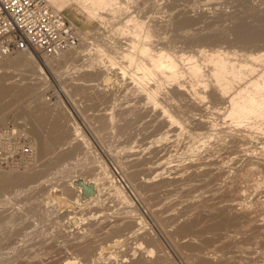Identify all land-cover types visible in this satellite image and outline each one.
Wrapping results in <instances>:
<instances>
[{
  "label": "rangeland",
  "instance_id": "374dc122",
  "mask_svg": "<svg viewBox=\"0 0 264 264\" xmlns=\"http://www.w3.org/2000/svg\"><path fill=\"white\" fill-rule=\"evenodd\" d=\"M125 1L123 2V4H122L123 7L121 8L123 10V11L121 10L123 13H121V11L118 12L117 14L119 16L118 15L112 16V15L106 14V17L104 19L100 18L99 16L91 17L90 15L87 14V12H85L77 4H73L72 7L64 8V10H62V12L67 17V19L75 26V28L77 29V31L79 33V36H80L79 48L84 49L86 46L83 44V38L84 37L88 39L87 41L89 42V46H88V48H86L88 50L85 49V51L82 52L83 54L82 53L78 54V55L76 54L78 57L75 56V54L72 55V53H71V56H73L74 58L76 57L75 59L70 57V59H68V60H66V59L61 60L60 59V61H59V59L53 58V60H51V61H54L55 63H52V64H55V65L57 64L59 66L58 62L60 63L59 68L56 65L57 69H55V70L48 67V66H46L47 68L44 66V71L40 72L39 67L36 64V62L35 61L32 62L30 60L24 66L23 65L20 67L17 66L18 68L14 67L10 64L9 61H11V58L13 59V58H16L19 56H30L31 53L28 51H24V52L20 51V52H17L15 54L6 56L5 58L4 57H2V59L0 58V70H3L2 71L3 73L5 71L4 74L6 76L3 73L2 74L6 78L11 77L14 80V81H12V80H10L11 79L10 78V79H8V81H12L13 83L17 82L18 84H20L19 82H21L20 85H18V84L15 85V83H14L15 86H13V87H17V86L23 87L25 85V83L26 84L28 83L32 87H35L34 88L35 90H37V91H35V94L27 95L23 99H21V97L17 98L15 95H6L4 97V99L2 98V100H0V104L3 107H5L4 110L6 112L4 115L6 118L5 122H4V124L2 123L0 125V129H2L3 127L8 125L9 123H12L15 126H18L20 128L25 129L27 135L30 138L31 143L36 142V144L39 145L41 140H43V139L47 140V142H49V150H50V152H47L46 154H41L35 148V150L33 149V151H35L32 155L33 158H31L32 157L31 156L27 159L22 160L15 167H8V168L2 169L6 172H13L11 170L12 168H15L16 170L19 169L18 171H22V172L23 171L24 172H26V171L27 172H33L37 176L36 179L38 177H41V179H39L38 181L33 182V183L32 182L23 183L21 186L19 185L20 187L16 186L17 188L15 187L14 190H10V189H12V187L9 188V191L6 189L0 190V202L2 203V204L0 203V205H1L0 206V215H1L0 217H1V221L3 222V224H0V262H1V260H3V262H1L0 264H14V263H12L13 260H16V261H14L15 264H19L20 262H21V264L22 263L25 264L26 260H27V262L31 261V260L32 261L33 260L39 261L40 257H41L40 261L45 262L46 260L48 261V259L50 258V255L54 256V257H58L57 254L60 255V254H62V252H65V251H62V250H65V248H66V247H64V249H63V244L64 243L66 244V242H67V239L65 238L64 235L66 234V236H67L69 234V236H67V237H69V238L71 236L73 237V235L76 233V230L78 229L77 227H79L80 230H83V232L82 231L80 232V231H78L79 230L78 229L77 233L79 232V234L87 233V235L89 234V236L90 235L92 236L94 233V234H96L97 238L99 239L98 240L99 242L102 239L106 240L108 238L107 240H109V244H113L116 240V238L114 237L116 234V231H114V229H116L119 225L118 223H120L119 221L118 222H115V221H117L120 216L122 218V214H123L122 212L123 211H128V212H126V214L124 212L125 215L123 217H125L127 214L128 215L130 214V215H134L136 217L140 216V218L142 219V224H143L142 229L143 230H140L141 232L142 231L144 232V233L143 232L141 233V236L144 234L142 237V240H144V239L146 240V238H147L146 242L149 244V241L151 240V239H149L150 234H151V237L154 234L153 237L156 241H158L157 243L159 244L160 241H162L159 245L162 247V245L165 244L166 246L165 245L164 246L168 249V251L166 249V251L168 252V255L169 256L171 255V258L173 257L172 260H170V258H169V261H172L171 264H174V263L175 264H185L180 253L176 252L174 249H172L170 247L169 240L165 239L166 238L165 234L163 233L162 229H160V227L158 226V224H157L158 213L155 214L154 216H152V214H153L152 212L155 210L156 207H158V210L159 209H160L159 211L164 210L165 214L171 213L172 211H174V212H172L171 214H178L180 212V210L182 211L186 207V205H187L186 201H189V202L195 201L196 197H198L197 201H200L199 199L203 198V197L204 198L210 197L213 199V197L216 196V199L217 198L218 199L215 200V198H214L213 200H211L212 202H209L210 198H207L209 204H212L213 206H215V204H217L219 202V205L218 204L216 205L218 207V206H221L220 204H222V202H224V204H222V206H224L227 204L226 201L228 203L230 202V196L225 193V190L222 191L224 194L222 192H220L222 189L221 186L223 187V189H226V191H227L229 189V187L231 188L232 185L234 187V185L237 184L236 186L240 187L241 197L244 196V199L241 198L243 201L239 200L235 203V207H234L233 211L228 209L227 211L224 210L223 213H220L221 215H223V214L228 215L230 212H232V215L231 214L228 215V217H230L232 223H230L231 221L228 217L226 218L227 215H223L225 218H223V216H221V217L217 216L221 220L225 219V221H226V219H227V223L231 224V225H228L227 223L225 224L227 227H229L231 229L230 230L228 228V230H230L232 233H234L233 232L234 230L232 229V227L233 226L237 227V225L238 226L240 225L237 223V221H235L236 217H237L238 221H240V220L242 221V219H244V218H245L244 220H246V217H244L243 212L248 211L247 208L249 209L248 212L253 211L252 213L250 212V215H251L250 217H252V215L254 214V212L256 210H258L256 212H259V213H255L253 215V218L257 219V220L259 219V223H261V225H262V223L264 224V202H263L264 193H261V192H260L261 194L259 193L260 190L261 191H262V189L264 190V182H262V181H264V166H263L264 165V163H263L264 162V124H263L264 120L263 119L256 120V122H255L254 118H253L254 119L253 120L249 117H246V118L243 117L244 119H246L245 121L243 118H241L242 122L238 121V120H240V118L234 119V117L231 116L229 114V111H227L225 108H221L222 110H220V107H222V105L221 106L218 105L219 107H216L214 105V107H213L212 104H214V103L210 102V100H211L210 97L205 98V104H206L205 109H204L205 111L204 110L203 111L195 110V109H193V110L190 109L188 111L187 110L188 108L184 107V106L180 107L181 108V111H180V110H178L179 109L178 107L174 106V107H176L174 109L171 106V103H167L166 101H163L165 103H162L159 106H166L168 111L175 116V118L177 119V121L181 125H183V132L181 131L179 136L177 137L179 139L178 142H177L176 137L171 138L172 133L169 132V137H170L169 141L172 139H175L177 142V143L175 141L170 142V143H172L171 144L172 146L170 145L171 149L174 148L173 151L177 148L174 151L175 153L173 152V154H172V151H171V154H172L171 155L172 156L171 162H173V163H171V165L172 164L174 165V163H175L174 160H176V163L178 162L176 165H182V164L184 165L185 162H188V164H189V163L193 162L194 160L196 161L197 159H198L197 161L199 163V160L203 161L202 156L203 155L205 156L207 154L208 158H207V156H205L204 160L206 158H207L206 160L211 159V157H212V159L214 158V160L217 163L216 164L217 168L215 166V168L217 170L215 169L214 173H217L218 171H219L218 173H220V171H221L222 176L220 174V175L214 176L213 179H212V177H209L212 180H208L209 178L207 177L205 180H203L201 182L200 181L196 182V180H193V182H192V180L191 181L187 180L185 182H182L181 184L176 183L177 186L174 183V184H171L172 187H171V190L169 192H164L163 190H161V192L158 191L160 195L158 194V192L156 195V192L153 193V190L151 189V187H149V186L147 187L145 185L147 191L150 190L148 192V199H147V197H146L147 192L144 189L145 186H143V183H142V181H143L142 179H144L146 177V173H145L146 171L143 169V166H141V165H144V166L146 165V164H144L145 163L144 161L147 160L146 158H148L150 153H148L147 150H145V152L143 150L142 151L143 155H144V153H145V155L146 154H149V155L143 156V155H141L142 153H140V155L134 156V155H130L129 151L133 150V149L134 150L139 149V148L142 150L145 146V143L152 141L153 138H155L158 134L156 133L157 135L154 136V135H150V133H149L150 132L149 130L153 129V126H150V125L155 123L154 115L152 116V114H149V116L146 117L147 122L149 123L148 125H147V122L145 123V120H144L145 117L142 119L141 116L138 115V113L139 114L140 113L145 114V111H146L145 109L149 108L148 106L151 103L148 102L149 99L147 98L146 95L141 94L139 91H137V90H135V88H133L134 86L138 85L137 81H136V84L134 81H132V82H134V84L131 83V84H133V85H131L129 83V85H128V82L126 80H127V78L130 79L131 76L134 77L133 72H134V68L136 69V66H135V64L129 65L130 62H127L126 59L123 58V55L120 54V52H122L123 50H124V52H126L125 46L128 47V43H129L128 38L132 37V35H130V33H128V31L122 32L120 30V28H123L124 25H126L128 18L136 17V18L144 20L146 22L145 28L149 27L147 29L151 30L152 36L150 38L151 42L150 41L149 42L152 44L154 43L158 46L164 47V49L166 51L175 50V51H178V54L180 52H182V53H180V55L184 53L185 56H188L190 53L193 54L195 52L194 50H196V48H198L199 45H202V46L204 45L203 47L205 49H208L211 51L214 49H224L225 51L229 52V56H231L232 58L235 57L234 59L237 58L238 60H250V57L248 55L250 52L256 53V51H257L260 53H262V52L264 53V47H262L264 43L259 42L258 44H256V49H255L254 45H240L239 43L235 42V40H234L235 34L233 32V30H234L233 26L235 25V20H234L235 18L234 17L236 16V17L242 19V21H244V23H246V24H249V25L255 24L254 18L251 15V13L256 12V10L257 11L264 10V0H250V1L248 0L250 2V3L248 2L249 4H244V2L246 3L245 0H242V1H240V0H219L220 2L219 1L215 2L217 0H213V1L211 0L212 2L210 0H155V1L154 0H129V2H125ZM214 2H215V4H213ZM160 4H162V5H160ZM126 6L129 8H127ZM239 6H241V7H239ZM244 6H245V8H244ZM124 7H126V8H124ZM249 7H251V8H249ZM236 8H239L240 13H238V9H236ZM241 8H242V11H240ZM243 9H244V12H243ZM186 10H187V12H186ZM184 11H185V14L187 13V15H186L187 18H194V19L196 18L195 20H197V21L200 20V22L198 21L197 25L200 28L202 27L201 29L203 31L206 28L205 29L206 33H208V32L211 33V34H209L210 40L201 42L198 38V35H195V36L192 35L191 36V33L190 34L188 33V31H190V30L193 31L192 29L195 28V26L197 27V25H195V26L193 25L194 27H191V26L186 27V28H184V30H183V28L182 29L181 28L175 29V28H177V26L174 24L175 20L177 18H184L185 17V15L183 13ZM248 11L250 12V15L252 17L249 15ZM221 12H222V14L220 15ZM231 12L232 13L235 12V14L232 15ZM181 13H183V14H181ZM178 15H181V16H178ZM230 15H232V18ZM173 18H174V22L172 21ZM169 19L171 20L172 23L170 22ZM158 22H160V23H158ZM161 22L164 24H162ZM129 26L134 28L132 22H130ZM124 28H126V30H127L128 27H124ZM187 28H190V29L187 31ZM232 28H233V30H231ZM216 30H218V31H216ZM220 30H221L222 35H223L222 40L215 42L216 40H214V37L215 38H216V36L218 37ZM223 30H224V33H223ZM204 32H202V33H204ZM212 32H213V34H212ZM221 32H220V35H221ZM214 33H215V35L216 34H218V35L215 36ZM213 35H214V37L212 38ZM192 38H195V39H192ZM212 40H213V42H211ZM122 47H123V49H122ZM89 49H91V51H89ZM96 49L97 50L99 49L100 52L102 50H104V52L103 51L101 52L100 58H99L100 54L96 53L97 52ZM94 55L95 56L99 55V56H97V58H96ZM134 56L136 57V59L139 58V53L136 50H135ZM246 56H248L249 58ZM92 57H94V58L92 59ZM71 58H72V60H71ZM98 58H99V60H98ZM100 59H101V61H100ZM8 62L10 65L7 64ZM206 62H207V64L209 63L208 61H205L204 64ZM30 63H32V64L30 65ZM80 64H83V66ZM27 65H29V66H27ZM209 66H210V63H209ZM126 70H127V76L128 77L124 76V78H123V75L125 74L123 71H126ZM36 71L37 72L39 71V73L37 74ZM102 72H103V76L100 77L99 75H101ZM36 76H38L37 78L40 80H37ZM83 76H85V77L83 78ZM187 76L185 75V76H183V78L184 79L188 78L187 80L189 81L191 79V77L189 75H187ZM15 79H17L18 81H15ZM26 80H28V82L24 83V81H26ZM29 80H30V82H29ZM31 82L34 83V85L36 83H38V84H37V86H34L33 84H31ZM86 82L88 83V85L86 84ZM62 83H64V84H62ZM68 83H70L71 85L69 84V86H68ZM60 84H62V85H60ZM62 86H63V90L61 88ZM66 86L68 89H71V90H68L66 88ZM37 87H39V88H37ZM141 108H143V109L145 108V109L143 110ZM225 110H226V112H223ZM221 111H222V113H220ZM71 112H72V115H71ZM180 112H182V113H180ZM190 112H192V113H190ZM131 113H133L132 115H133V117L135 116L137 121L135 118H131L132 117ZM187 114H189L190 116ZM127 115H131V117L129 118V116H127ZM40 116L42 117V119L40 118ZM109 117L110 118L113 117L114 120L117 118L114 121L113 125L110 122ZM125 117H127V120ZM190 117H193V118L190 119ZM51 118H54V123H56L55 125H53V121H52L53 119H51ZM184 118H186V119H184ZM132 119L133 120L135 119L134 123H133ZM199 119L205 120L206 126L200 125ZM100 120H101L102 124H100V122H99ZM118 120L121 123H119ZM125 120H126V122H125ZM141 120H143L144 123L141 122ZM122 121H124V122H122ZM127 121L128 122L130 121L131 126H130V123L127 124L128 123ZM139 121H140V124L138 123ZM109 122L111 125L109 124ZM74 123H75V125L77 124L78 126H80L79 127L80 132H81L80 133L81 136L79 135L80 138H79V136L78 137L76 136V138H72L73 137L72 133H74L73 130L75 127ZM118 123L123 128H124V126L126 127L129 125L130 127L129 126L128 127L132 130L128 131V129H126L124 132L123 128L121 129V127H120V131L117 132V130H119L117 128ZM122 123H124V125ZM240 123L242 125H240ZM243 124H244V126H243ZM255 124H257V125H255ZM115 125H117V126H115ZM145 125H147V127ZM95 126H97V127H95ZM105 126H107V127L113 126L114 128H112L111 133H110V131L106 130L107 128ZM102 127H104V128H102ZM239 127L240 128L242 127L241 129H242L243 133H241L242 131L240 130ZM243 128L246 129L245 131H247V133H246L247 135L244 133L245 131ZM235 129L237 130L238 133L236 132ZM249 129H250V132H249ZM121 130L123 132H121ZM141 130L144 132H142ZM231 130H232V132H231ZM251 130H252V133H251ZM106 131L108 133H110L109 135H111L112 133H114V134H112V136H108ZM126 131H127V133H126ZM129 132L134 133V136L131 135V133L128 136L127 134ZM233 132H235V133H233ZM120 133H126V134L121 135ZM158 133L166 136V133H167L166 128L160 129V131ZM239 133H241V134H239ZM136 134H137V136H136ZM146 135H148V136H146ZM242 135L243 136L245 135L244 139L242 138ZM141 136H142V138H141ZM160 136H162V135H160ZM160 136H157V137H160ZM69 137H71V138H69ZM128 137H130V138H128ZM138 137H140V138H138ZM146 137H149V138H146ZM216 137L218 138V141H217ZM231 137H234V138L231 139ZM81 138H82V140H81ZM150 138H152V139L149 140ZM238 138H240V139H238ZM225 139H226V141H224ZM245 139L248 141V143ZM222 140L225 142V144L228 147L224 144V142ZM227 140H229L230 142L229 141L227 142ZM221 141L223 142V146H221L222 145ZM231 141H232V143H231ZM84 142H85V144H84ZM86 142L88 144H86ZM181 142L187 143L186 144L187 147H185L184 144L182 145ZM235 142H236L238 148L241 145L244 146V148L241 146L239 149L240 150L242 149V150L238 154L236 153V155H233V153H232L233 149L232 148H234L233 145H235L234 144ZM238 142H240V143H238ZM215 143H216L217 147H216V145H214ZM218 143L219 144L221 143V145H219ZM227 143H229V144H227ZM231 144H232V146H231ZM177 145H178V147H176ZM188 146H189V148H188ZM191 147H192V149H191ZM229 147H230L229 154L227 152V155H229L228 156L229 158L226 159L225 158V157H227V155H225L226 152L224 153L223 151L224 150L228 151L226 149H228ZM235 147H236V145H235ZM180 148L181 149L183 148L184 151L183 150L180 151ZM199 148H203V149L200 150ZM75 149H77L76 152H74ZM78 149H79V152H78ZM193 149L196 150L195 154H193L194 153ZM72 150H73V154H71ZM191 150H193V152ZM207 150H208V152H207ZM212 150L214 151V153ZM199 151H200V153H199ZM211 151H212V153H210ZM220 151H222L224 154ZM252 151H253V153H252ZM188 152L189 153L192 152L191 157H190ZM246 152H248V153H246ZM68 153L71 154L70 157H67ZM178 153H179V156H178ZM215 153H216V155H213ZM230 153H231V155H230ZM182 154H183V156H182ZM192 154H193V156H192ZM252 154H254V155H252ZM180 155H181V159H180ZM188 155H189V157H188ZM237 155L239 158L234 157ZM239 155H242V158ZM66 157L69 160L66 159ZM220 157H221V159H220ZM191 158H193L192 159L193 161H190ZM240 158H241V160L239 163ZM182 159H183V163H182ZM250 159H251V161L253 160V162L250 161L252 166L249 165L246 161V160H248V162H249ZM184 160H186V161H184ZM219 160L221 161L220 163H219ZM236 160H238V162ZM195 161H194V163H197V161L196 162ZM222 161L224 162V164L222 163ZM26 163H28V164H26ZM221 163L223 164V167H221L222 166ZM243 164H245V166L248 168H246ZM29 166H32V167L29 168ZM242 166H243V168H242ZM101 167L104 168L105 170L104 169L102 170ZM218 167H219V169H218ZM128 168H129V170H128ZM238 168L239 169L241 168V170H239ZM249 168H252V170H253V172L250 173L251 175H249L247 172ZM225 169H227L229 171L227 172V170L225 171ZM237 169H238V172H237ZM243 169H246V172ZM33 170H35V171H33ZM133 170H134V172H133ZM125 171H127V174ZM143 171H144V173H142ZM239 171L241 173H239ZM255 171H256V174H255ZM244 172H245V175H244ZM135 173L138 175H136ZM188 173L189 172H187V174ZM68 175H69V178H72V179H70V182L71 183L74 182L73 186L74 187L76 186L77 190H78V187L80 189V185H83V187L89 186L91 188V191L89 193L90 195H88L86 198L81 196L80 198L82 200L80 201L79 204L74 202V201L69 200V202H66L68 204L67 205L65 203H61L58 198H55L52 196V193H51L52 192V189H51L52 185L58 186V184L59 183L61 184L63 179H65ZM111 175H113L112 178L109 177ZM135 175L137 176V178ZM240 175H243V177ZM134 176H135V178H134ZM240 177H241L240 181L242 183L237 180V178L239 179ZM115 178H116V180H118L117 182L115 181V183H118L117 185L122 186L123 189L121 187L120 188H121V190H123V192H120L118 190H112L111 191V189L116 188V186L114 187L112 184L113 183L112 181ZM129 178H134L133 181L134 182L136 181L138 184L132 182L133 183V185H132V183H131L132 179L129 182ZM216 178L217 179L220 178V179L217 180ZM229 178L232 179V181ZM121 179H123V180H121ZM233 179L236 181V183H235V181L233 182ZM246 179L248 180V182ZM46 180H48L47 184H46ZM125 180H128V181H125ZM213 180H215L214 185H212L214 183V182H212ZM216 180H217V182H216ZM204 181H208V182H205V185H204ZM257 181H260L258 183H261L260 184L261 186L259 184L257 185ZM191 182H192V185H190ZM207 183H208V185L210 183L209 189H208V187H205V186H207ZM216 183H217V185H216ZM227 183H229V184L227 185ZM240 183L242 184V187H241ZM184 184H185V186L188 185L187 188L184 186ZM95 185H98L99 188H98V186H95ZM180 186L182 188L181 189L179 188L180 189V191H179L178 187H180ZM195 186L196 187L200 186L199 187L200 190H199V188L196 189ZM213 186H214V188H213ZM224 186H225V188H224ZM131 187H132V189H131ZM190 187L195 188L194 190H193V188H192V190H190L192 193L191 195L189 194L190 193L189 189H191ZM203 187H205L206 191L203 190ZM258 187H260V188H258ZM13 188H14V186H13ZM125 189H126V191H125L126 193H124ZM183 189H184V191L182 194L181 191ZM219 189H220V191L218 192ZM98 190H101V191H98ZM196 190L197 191L199 190L198 193L196 192ZM242 190H243V192H242ZM109 191H111V193H109ZM178 191L181 194H179ZM215 191H217V192L215 193ZM185 192H188L189 196L187 195V193L185 194ZM150 193L155 194L156 196L152 195V197L153 196L154 197L151 198ZM163 193L164 194L168 193L167 195L169 197L171 196L170 199H168L169 197L167 195L164 196ZM171 193H172V195H171ZM95 194H96V196H95ZM109 194H111L112 197ZM176 194H178V195H176ZM104 195H107V197ZM204 195H206L207 197ZM211 195H212V197H211ZM259 195H261L262 197ZM2 196H4L5 198H3ZM9 196H10V198H9ZM91 196H93L95 199H96V197L99 198L101 196L102 197L104 196V198H101V199L97 198L96 200H94V198ZM172 196H173V198H172ZM187 196H188V198H187ZM11 197H13V198H11ZM115 197H116V199H115ZM119 197H120V200H119ZM166 197H167V199H165ZM183 197H184V199H183ZM109 198H110V200H109ZM111 198H112V200H114V199L117 200V203L118 202L119 203L114 204L115 205L114 206L113 203L116 201L115 200L111 201ZM155 198L157 201L155 200ZM162 198L165 199V202L164 201L158 202V199L163 200ZM222 198H224V201H222L223 200ZM226 198L229 201L226 200ZM91 199H93L94 202H93V204L91 203L90 205H88L87 203H88V201H91ZM172 199H173V202L178 201V203L172 202L174 207L172 206V203H171ZM99 200L100 201L105 200V201L100 202ZM146 200H148L147 202H149V205L152 203V205L155 207L154 210H153V207L149 208V205L146 202ZM149 200H152V201L154 200L155 203L152 201L150 203ZM168 200L170 201L171 204H169V202H167ZM201 200H203V199H201ZM245 201H246V203H245ZM40 202L42 204H40ZM111 202H113V203H111ZM83 203H85V204H83ZM108 203L111 205H109ZM153 203L156 205H154ZM158 203L161 204V207L158 206V205H160ZM164 203H165V205H164ZM183 203H185V204H183ZM247 203H248V205H247ZM257 203H259V204H257ZM3 204L6 205L5 208H4ZM52 204H54V205H52ZM166 204H169V207ZM176 204L179 206H177ZM182 204H183L184 208L180 209ZM101 205H102V208H100ZM170 205L172 206L171 208H170ZM244 205L246 207V210H244L245 209ZM237 206H239V207H237ZM10 207H12L13 210ZM103 207H104V211H103ZM106 207H108V209ZM127 207H128V210H127ZM135 207H137V208H135ZM177 207H178V209H177ZM9 208L11 209V211L13 213L9 211ZM134 208L137 210H135ZM237 208H238V210H237ZM109 209H111V211ZM115 209L116 210L118 209L121 212L120 211L118 212V210L116 212ZM151 209H152V212H151ZM7 210H8L9 215L11 213V215L14 216V218L12 216H11L12 218H10V216L8 214H6L7 216L4 215V212H7ZM48 210H49V212H47ZM134 210L136 213L134 212ZM240 210H241V212H239ZM130 211L133 213L131 214ZM155 211L158 212L157 210H155ZM225 211H226V213H225ZM102 212L103 213L106 212L107 215L106 214L103 215ZM108 212H110V214L111 213H113V214L108 215ZM47 213H49V214L46 215ZM100 213L102 214L101 216H105L104 220L107 218L106 219V221L108 220L107 224L112 225L113 227L111 226V228H113V229H111L109 225L106 226V221L103 220V217L100 216ZM116 213H117V215H116ZM164 213L162 215H165ZM67 214L70 217L67 216ZM114 214H115V216H114ZM119 214H121V215H119ZM95 216L97 218H95ZM107 216H109V217H107ZM6 217H7V219L9 217V219L7 220ZM56 217L57 218L59 217V218L57 219ZM88 217H92V219H96V221L97 220L100 221L99 222L100 226H102L104 228L100 227L99 224H97L96 226L90 227V228H92L93 231L88 230V228H89L88 224L90 223V220H92V219H88ZM99 217H101V219ZM188 217H189L188 215H185V216L181 217L180 219H182V222L183 221L185 222L188 219ZM241 217H242V219H241ZM2 218L5 219V221H3ZM203 218L206 219L207 221H209V219H207L205 217H203ZM203 218H201V220L198 218L197 220L202 221ZM52 219H53V221H52ZM54 219H55V221H54ZM56 219L59 220L60 222L57 221ZM114 219H115V221H114ZM29 220H31V223ZM86 220L88 222L87 224H86ZM109 220H111V221H109ZM216 220H217V218H216ZM228 220L230 222H228ZM1 221H0V223H2ZM101 221H103L104 225H102L103 223ZM112 221H114V222H112ZM211 221L213 223V220H211ZM211 221H209V222H211ZM28 222L30 223V225H28L29 224ZM47 222H48V226H46ZM58 222L62 223V225L65 224V226H62ZM83 222L88 226V227H85V225H84V228H86L87 231H85L86 229H83V226H82L84 224ZM147 222H148V224H147ZM182 222H180V220H179L178 225L173 224L172 226H169V227H171V231L175 232L174 235L178 234V237H176L177 235L174 236V238L176 240L178 239L179 241L186 242L185 237H182V235L183 236H184V234L187 235L186 239H188L189 236L193 234V231H192V233L189 232V233L180 234L181 235V237H180V235H179L180 232H177L176 228L180 224H182ZM113 223H117V224H113ZM154 223H155V225H154ZM225 225H224L225 228L223 230L224 234H226V235L231 234V232L229 233V231L226 230ZM49 226H51V227H49ZM154 226H157V228ZM209 226L205 227V229H204L205 231H202L204 235H205V233H207V235H209V236L206 235L207 237L205 238V237H203L202 232H201V234L199 233V235H201V237L205 238V241L200 236H199L200 240L198 239L200 242H198L197 239L195 238L198 246L201 245L202 241H204V243H206L207 239H209V238L212 239V237L216 238V241L219 240L220 237L223 238V236H224L223 232L221 233L222 236H221V234H219L220 237L217 238L218 232L220 233L223 229V225L220 226L218 229L215 228L216 231L213 230V228H214L213 226H210L211 228ZM34 227L35 228L37 227L36 228L37 230L34 229ZM45 227H46V229H48V232L46 231ZM48 227L51 229H49ZM58 227L60 229L63 227V229H61L62 231L60 229H58ZM93 227H94V229H93ZM29 228L33 229L32 235H34V230H35L37 237H36V234L34 236L31 235V230H29ZM64 228L66 231L64 230ZM108 228H110V229H108ZM146 228H148V230L150 228L149 232H151V231L152 232L149 233ZM23 229H24V231H23ZM26 229H28V230H26ZM95 229H97V230L95 231ZM12 230L15 232L11 234ZM42 230H43V232H42ZM50 230H51V233H49ZM52 230H53V232H52ZM70 230H72V231H70ZM145 230L147 232H145ZM159 230L161 231V233L163 235L160 234ZM206 230H207V232H206ZM217 230H218V232H217ZM225 230H226V233H225ZM263 230H261V231L255 230L256 234L254 233V230H253V231L249 232V234L243 235L242 236L243 239L240 237L241 234L240 235L238 234L239 236L238 235L236 236L237 237V243H235V245H234L235 247L233 248V250L231 249V247L229 249L228 248L225 249L226 253L230 252V249H231V251H234V249L238 247L237 248L238 252H240L243 249L241 251L242 253L236 252L237 250L235 249L236 250L235 252L238 255H241L242 264H244L245 257L247 256V254L249 252L253 253V254L255 253V254L253 255V254L249 253L248 254L249 257L253 256L251 258L252 260H250V258L247 256L246 257L247 261L245 262V264H247L248 261H251V262H249L250 264H252V263L253 264H261L262 263L261 261L264 258V255H262L264 253V242H262V241H264V239H263L264 233L262 234V237H261V234H259V233H262ZM60 231H61V233L63 231H65L63 236L60 235ZM88 231H89V233H88ZM99 231H101V232H99ZM24 232L27 236L24 235ZM27 232H30V234ZM37 232H39V233H37ZM45 232L50 234V239L54 240V242L51 241L50 239H49V243L47 242L48 241L47 239L49 238L48 237L49 234L47 235V233H45ZM70 232H71V234H70ZM73 232H75V233H73ZM108 232H109V236L107 237ZM209 232L211 234L213 232L212 236L210 235ZM43 233L46 234V237H45V234L43 235ZM145 233L147 236L145 235ZM7 234L8 235L10 234L12 236H10V235L8 236ZM195 235H196V232H194L193 236H195ZM24 236H26V237H24ZM28 236L30 237V239ZM43 236L45 237L46 240L44 239ZM51 236H53V237H51ZM59 236L61 237V239L65 238V239H63L64 243H61L63 240L61 241ZM93 236H95V235H93ZM148 236H149V238H148ZM196 236L198 237V235H196ZM33 237H35L37 239H34ZM250 237H251V239H250ZM19 238H20L21 242L23 241L22 243L20 242ZM23 238H24V240L26 239L25 242H24ZM32 238L34 240L31 241ZM38 238H39V240H38ZM40 238L44 239V243H43V240ZM113 238H115L114 241H113ZM137 238L138 237H136L135 234L128 236L127 239H129V240L127 241L126 249H125V243H126L125 241L127 239L124 241V243H122V245H121V243H119V244L113 245L112 247L106 249L105 255L103 256V258H101L100 263H98V264H102V263L107 264V262H109V264H110V262H111V264L114 263V261H113L114 258H113V260L108 258L109 252L112 249L113 250L115 249L117 252L120 251L119 254H122L123 250H126V252H128L127 249H129L130 253H132V251L135 252L134 251L135 247L139 246L141 242H144V241H141V238H139L140 240H137ZM247 238L250 241H247L248 240ZM201 239H203V240H201ZM210 239L208 240V243L206 245L204 243H202V247H200L201 250L204 251L206 249V247H209L208 251L212 250L215 247L214 245H216L215 243H218L215 241V239H213L214 243H212L213 240H210ZM241 239H242V241H240ZM130 240H131V243H129ZM244 240L247 241L253 247L250 248V246L248 244L246 247V242H244ZM15 241H17V242H15ZM29 241L31 244L28 243ZM104 241H103V243H104ZM209 241H211V242L209 243ZM13 242H14V244H13ZM55 242L57 245L55 244ZM138 242H139V245H138ZM259 242H260V244H259ZM26 243L30 246L25 245ZM40 243H42L41 246L38 245ZM53 243L55 244V245H53V248H51L52 246L49 248V246L52 245ZM145 243L141 244L142 248H145V246L146 247L149 246L147 244L145 245ZM241 243H242V245H241ZM253 243H254V245H253ZM32 244H34L33 245L34 247L32 246ZM60 244L62 247H59ZM109 244H107L105 246H109ZM123 244H124V246H123ZM135 244H137V245L135 246ZM12 245H13V248H12ZM240 245L242 248L240 247ZM130 246H133V247L129 248ZM164 246L162 248L165 249ZM244 246L246 247V251H247L245 253V255L243 253V252H245ZM4 247L6 248V250ZM27 247H29V248H27ZM35 247H38V248L35 249ZM186 247H188V246H186ZM186 247L182 250L185 251ZM41 248H42V250H41ZM47 248H49V249L47 250ZM202 248H205V249H202ZM33 249H35V250H33ZM59 249H61V250H59ZM131 249H132V251H131ZM136 249H137V247H136ZM43 250H44V252H43ZM67 250H68V248H67ZM115 250H114V253H115ZM32 251L33 252L37 251L36 254H39V255H37V257L33 256L35 259H32L33 258L32 257V255H33ZM186 251H187V249H186ZM205 251H207V249ZM42 252L45 254L42 255ZM57 252H59V253H57ZM169 252H171V253H169ZM256 252H258L259 255ZM46 253H48V254H46ZM50 253H54V254L57 253V254L52 255ZM218 253L221 254V252H218ZM27 254H28V256H27ZM40 254L42 256H40ZM29 255H31L30 256L31 258L29 257ZM242 255H244V256L242 257ZM16 256L20 257V258H17ZM176 256H177V258H176ZM22 257L25 259L24 262H23L24 259ZM43 257H45L44 260H43ZM260 257L262 260L260 259ZM16 258L19 260V262L17 261ZM36 258H37V260H36ZM79 258H77V260ZM20 259H22V261ZM104 259L107 262L102 261ZM174 259H175V261H174ZM80 260H81V258H80ZM16 262H18V263H16ZM81 262H82V260H81ZM48 263H50V262H48ZM26 264H28V263H26ZM115 264H117V260L115 261ZM263 264H264V261H263Z\"/></svg>",
  "mask_w": 264,
  "mask_h": 264
},
{
  "label": "bare ground",
  "instance_id": "6f19581e",
  "mask_svg": "<svg viewBox=\"0 0 264 264\" xmlns=\"http://www.w3.org/2000/svg\"><path fill=\"white\" fill-rule=\"evenodd\" d=\"M125 0H49V2H50V4L55 8V9H57V10H59V11H62V10H64V8H66V7H72L73 6V4H77L78 6H80L85 12H87V14L88 15H90L91 17H96V16H99L100 18H102V19H104L105 17H106V14H109V15H112V16H117L118 14V12H120L122 9V7H123V2H124ZM155 1V0H154ZM211 1V0H210ZM213 1V0H212ZM211 1V2H212ZM219 0H217V1H215V2H218ZM240 1H242V0H240ZM246 1V3L244 2V4H249L250 2V0L248 1V0H245ZM125 2H129V0H126ZM133 2V1H132ZM215 2L213 3V4H215ZM220 2V1H219ZM249 2V3H248ZM161 3V2H160ZM163 3V2H162ZM159 4V3H158ZM164 4V3H163ZM243 4V5H244ZM130 5V4H129ZM160 5H162V4H160ZM237 6V5H236ZM127 7V6H126ZM126 7H124V8H126ZM239 7H241V6H239ZM127 8H129V7H127ZM244 8H245V6H244ZM247 8V7H246ZM249 8H251V7H249ZM248 8V9H249ZM236 9H238V13H240L239 12V8H236ZM123 11V10H122ZM121 11V13H123ZM237 11V10H236ZM240 11H242V8H241V10ZM255 11V10H254ZM186 12H187V10H186ZM243 12H244V9H243ZM184 13V15H185V17L184 18H177L176 20H175V25L177 26V28H175L174 26V28L175 29H182L183 28V30H184V28H186V27H189V26H191V27H194L195 25H197V23H198V21L200 22V20H195L194 18H187L186 17V15H187V13L185 14V11L183 12ZM183 13H181V14H183ZM218 13V12H217ZM232 13V12H231ZM230 13V14H231ZM248 13H249V15H250V12L248 11ZM222 14V12L220 13V15ZM233 14H235V12L234 13H232V15ZM237 14V13H236ZM175 15V14H174ZM219 15V16H220ZM232 15H230L231 16V18H232ZM251 15L253 16V18H254V22H255V24H252V25H249V24H246V23H244V21H242V19H240V18H238V17H234L235 19V25L233 26V28H234V30H233V28L231 29V30H233V32H234V34H235V37H234V40H235V42H237V43H239L240 45H254L255 47V49H256V44H258L259 42H263L264 43V10H262V11H257L256 10V12H252L251 13ZM250 15V16H251ZM119 16V15H118ZM178 16H181V15H178ZM177 16V17H178ZM251 16V17H252ZM174 17V16H173ZM170 20V19H169ZM157 21V20H156ZM173 22H174V18H173V20H172ZM233 21V20H232ZM128 22V23H127ZM127 22H126V25H124V27H128L127 28V30H126V28H120V30L123 32V31H128V33H130V35H132V37L131 38H128V40H129V43H128V47L127 46H125V51L126 52H124V50L122 51V52H120V54H122L123 55V58L124 59H126V61L127 62H130L129 63V65H132V64H135V66H136V69L134 68V77H132L131 76V78L130 79H128L127 78V82H128V85H129V83L131 84V83H133L134 84V82H135V84H136V81H137V86H132L133 88H135V90H137V91H139L141 94H144V95H146L147 96V98L149 99V101L148 102H150L151 104L148 106L149 108H147V109H145L146 111H145V114H139L138 113V115H140L141 116V118L143 119L144 117H145V123L147 122V119H146V117L147 116H149V114H152V116L154 115V121H155V123L154 124H152V125H150V126H153V129L151 130H149L150 132V135H157V136H160V135H162V136H160V137H155V138H153V140L152 141H150V142H148V143H145V146H144V148L141 150L140 148L139 149H133V150H130L129 152V154L130 155H134V156H138V155H140V153H142L141 155H143V150H144V152H145V150H147L148 151V153H150V155L149 154H146L147 156H148V158H146L147 160L146 161H144L145 163L144 164H146L145 166L144 165H141V166H143V169L146 171L145 173H146V177L144 178V179H142L143 181H142V183H143V186H149V187H151V189L153 190V193L154 192H156V195H157V192L158 191H160L161 192V190H163L164 192H169L170 190H171V184H181L182 182H185V181H187V180H192V182H193V180H196V182L197 181H203V180H205L207 177L209 178V177H212V179H213V177L214 176H217V175H220L221 174V176H222V172L220 171V173H214L215 172V169L217 168V163H216V161L214 160V158L212 159V157H211V159H209V160H206L207 158H208V156H207V154L205 155V156H207V158L204 160V158H205V156L203 155L202 157H203V161H200L199 160V163H198V159L196 160L197 161V163H194V161L192 160L193 158H191L190 159V161H193V162H191V163H189L188 164V162H185L184 163V165L182 164V165H176L177 163H176V160H174L175 161V163H174V165L172 166L171 165V163H173V162H171V155L173 154V152L177 149H175L174 151H173V149H171V147H170V145L172 144V143H170V142H176V140L175 139H172V140H170L169 141V132H171L170 134H171V138H175L176 137V139H177V142H178V136H179V134H180V132L182 131L183 132V125H181L178 121H177V119L175 118V116L173 115V114H171L169 111H168V109L166 108V106H159L160 104H162V103H165V102H163V101H166L167 103H171V106L175 109L176 107H178L179 109L178 110H180L181 111V108L180 107H187L188 109V111L190 110V109H195V110H201V111H203L204 109H205V98H209L210 97V102H212V103H214V104H212V106L214 107V105L216 106V107H219L218 105H222V107H220V110H222L221 108H225L227 111H229V114L231 115V116H233L234 117V119L235 118H240V120H238V121H241V118H246V117H249V118H251V119H255V122H256V120H261V119H263L264 120V53L262 52V53H260V52H257L256 51V53L255 52H250L248 55H249V57H250V60H238L237 58L236 59H234V58H232L231 56H229V52H227V51H225L224 49H214V50H208V49H205L202 45H199V47L198 48H196V50H194L195 52L193 53V54H189L188 56H185V54L183 53V54H181L180 55V53H182V52H180L179 54H178V51H175V50H171V51H166L165 49H164V47H162V46H158V45H156V44H152V43H150L151 42V36H152V33H151V30L150 29H147V28H149V27H147V28H145L146 26H145V21L144 20H142V19H139V18H136V17H131V18H128V20H127ZM130 22H132L133 23V26H134V28H132V27H130L129 26V24H130ZM170 22H171V20H170ZM156 23V22H155ZM154 23V24H155ZM158 23H160V22H158ZM162 23V22H161ZM172 23V22H171ZM162 24H164V23H162ZM200 24V23H199ZM194 25V26H193ZM204 27V26H203ZM131 28V29H130ZM202 28V27H201ZM198 25H197V27L195 26V28H191L193 31H188L190 28H187V31H188V33L190 34L191 33V36L193 35V36H195V35H198V38H199V40L202 42V41H208V40H210V35L209 34H211V33H206V31H205V29H204V31L201 29ZM186 30V29H185ZM216 31H218V30H216ZM202 32H204V33H202ZM220 32H221V30L219 31V35L218 34H216V35H218V37L215 35V33H214V35L216 36V38L214 37V35L212 36V38L214 37V40H216L215 42H217V41H219V40H222V37H223V35H222V32H221V35H220ZM185 33V32H184ZM223 33H224V30H223ZM212 34H213V32H212ZM225 35V34H224ZM187 36V35H186ZM190 36V37H191ZM196 38V37H195ZM195 38H192V39H195ZM150 39V40H149ZM190 39V38H189ZM224 39V38H223ZM88 39L87 38H83V44L84 45H86L85 46V48L83 49V48H79V46L76 48V49H73V50H69V51H66V52H64V53H62L60 56H58V58L56 57V59H59V61H60V59L62 60H68V59H70V57H72V58H74L73 56H71V53H72V55H74L75 54V56H77L78 54H81L83 51H85V49L86 48H88V46H89V42L87 41ZM150 41V42H149ZM211 42H213V40L211 41ZM262 43V44H263ZM127 44V43H126ZM261 44V43H260ZM262 46V45H261ZM83 47V46H82ZM127 47V48H126ZM246 47V46H245ZM262 47H264V44H263V46ZM122 49H123V47H122ZM86 50H88V49H86ZM99 50V49H98ZM97 49H96V53L97 54H100V56L99 55H94L96 58H97V56H99V58L101 57V52L103 51L104 52V50H102L101 52H100V50L98 51ZM135 50L139 53V58H137L136 59V57L134 56V53H135ZM89 51H91V49H89ZM24 52V51H23ZM29 52V51H28ZM99 52V53H98ZM31 53V55L30 56H19V57H16V58H11V61H9L10 62V64L12 65V66H14V67H17V66H24L29 60L30 61H35L36 62V64L38 65V67H39V71L41 72V71H44V66L46 67V66H48V67H50V68H52V69H57V66L55 65V64H52V63H55L54 61H51V60H53V58H48L47 56H45V55H43V54H41V55H38V54H35V53H32V52H30ZM95 53V52H94ZM77 54V55H76ZM83 54V53H82ZM231 54V53H230ZM247 55V54H246ZM78 57V56H77ZM246 57H248V56H246ZM248 57V58H249ZM5 58V57H4ZM72 58H71V60H72ZM76 58V57H75ZM74 58V59H75ZM94 57H92V59H93ZM99 58H98V60H99ZM1 59H2V57H1ZM55 60V59H54ZM97 60V59H96ZM58 61V60H57ZM100 61H101V59H100ZM205 61H208L209 63H210V66H209V63L207 64V62L204 64V62ZM9 62L7 63V64H9ZM261 62V63H260ZM9 64V65H10ZM32 63H30V65H31ZM35 64V65H36ZM58 64H59V66H60V63L58 62ZM36 65V66H37ZM80 65H82L83 66V64H80ZM260 67H259V66ZM8 66V65H7ZM6 66V67H7ZM27 66H29V65H27ZM59 66H58V68H59ZM92 66V65H91ZM134 66V67H135ZM208 66V67H207ZM259 68H258V67ZM13 67V68H14ZM35 67V66H34ZM18 68V67H17ZM47 68V67H46ZM77 69V68H76ZM81 69V68H80ZM86 70V69H85ZM3 70H0V100H2V98L4 99V97L6 96V95H15L17 98H20L21 97V99H23L24 97H26L27 95H33V94H35V91H37V90H35L34 88L35 87H32L31 85H29L28 83L26 84L25 82H28V80H26V81H24V83H25V87L23 86V87H20V86H17V87H13V86H15L16 84H18L17 82L15 83V85H14V83L12 82V81H14L13 80V78H9L8 76V78H6L5 76V71H4V73L2 72ZM39 71L37 72L36 71V73L38 74L39 73ZM122 72V71H121ZM124 73V75H123V78H124V76L126 77L127 76V70L126 71H123ZM5 75H3V74ZM187 76V75H189L190 77H191V79L188 81L187 79H184L183 78V76ZM100 77H102L103 76V72L101 73V75H99ZM38 76H36V78H37ZM41 77V76H40ZM39 77V78H40ZM68 77V76H67ZM85 76H83V78H84ZM128 77V76H127ZM188 77V76H187ZM87 78V77H86ZM8 79H10V80H12V81H8ZM95 79V78H94ZM126 79V78H125ZM37 80H40V79H38L37 78ZM84 80V79H83ZM93 80V79H92ZM8 81V82H7ZM15 81H18L17 79H15ZM132 81H134V82H132ZM29 82H30V80H29ZM37 82V81H36ZM35 82V83H36ZM20 84H21V82H19ZM23 83V82H22ZM93 83V82H92ZM13 84V85H12ZM20 84H18V85H20ZM31 84H33L34 85V83H32L31 82ZM37 84L38 83H36L34 86H37ZM62 84H64V83H62ZM62 84H60V85H62ZM69 84L70 83H68V86H69ZM85 84V83H84ZM86 84L88 85V83L86 82ZM133 84H131V85H133ZM12 85V86H11ZM27 85V86H26ZM71 85V84H70ZM73 85V84H72ZM74 87V86H73ZM37 88H39V87H37ZM36 88V89H37ZM62 88V90H63V86L61 87ZM66 88H67V86H66ZM132 88V89H133ZM65 89V88H64ZM68 89V88H67ZM68 90H71V89H68ZM73 90V89H72ZM14 96V97H15ZM19 96V97H18ZM28 98V97H27ZM207 100V99H206ZM174 106H176V107H174ZM208 106V105H207ZM206 106V107H207ZM215 107V108H216ZM5 107H3L1 104H0V125L3 123L4 124V122H5ZM141 109H143V108H141ZM143 109V110H144ZM185 109V108H184ZM183 109V110H184ZM207 109V108H206ZM214 109V108H213ZM136 110V109H135ZM226 110L225 111H223V112H226ZM187 111V112H188ZM205 111V110H204ZM183 112V111H182ZM182 112H180V113H182ZM185 112V111H184ZM200 112V111H199ZM217 112V111H216ZM134 113V112H133ZM133 113H131V115L133 114ZM190 113H192V112H190ZM220 113H222V111L220 112ZM186 114V113H185ZM184 114V115H185ZM71 115H72V112H71ZM131 115H127V116H129V118L131 117ZM137 115V114H136ZM187 115H189V114H187ZM151 116V115H150ZM190 116V115H189ZM194 116V115H193ZM54 117V116H53ZM116 117V116H115ZM195 117V116H194ZM40 118L42 119V117L40 116ZM126 118V120H127V117H125ZM131 118H135V116L133 117V115H132V117ZM153 118V117H152ZM187 118V117H186ZM186 118H184V119H186ZM193 117H190V119H192ZM243 118V119H244ZM51 119H53L52 121H53V125H55L56 123H54V118H51ZM50 119V120H51ZM56 119V118H55ZM109 119H110V122L112 123V125H113V123H114V121L117 119H115L114 120V118L112 117V118H110L109 117ZM124 119V118H123ZM136 119V118H135ZM134 119V120H135ZM242 119V120H243ZM253 119V120H254ZM126 120H125V122H126ZM133 120V119H132ZM134 120H133V123H134ZM139 120V119H138ZM200 121V125H202V126H206V122H205V120H203V119H199ZM246 119H244V121H245ZM136 121H137V119H136ZM56 122V121H55ZM100 122V124H102L101 123V120L99 121ZM110 122H109V124H110ZM118 122H119V120H118ZM122 122H124V121H122ZM128 122V121H127ZM141 122H143V120H141ZM242 122V121H241ZM248 122V121H247ZM258 122V121H257ZM263 122V121H262ZM77 123V122H76ZM119 123H121V122H119ZM118 123V126L117 125H115V126H117V128L119 129V130H117V132L118 131H120V124ZM130 123V121L127 123V124H129ZM139 124H140V121L138 122ZM144 123V122H143ZM246 123V122H245ZM260 123V122H259ZM123 125H124V123H122ZM121 124V125H122ZM136 124V123H135ZM149 123L147 122V125H148ZM180 124V125H179ZM264 124V123H263ZM74 125H75V123H74ZM111 125V124H110ZM122 125V126H123ZM138 125V124H137ZM144 125V124H143ZM147 125H145L146 127H147ZM240 125H242L241 123H240ZM255 125H257V124H255ZM98 126V125H97ZM97 126H95V127H97ZM129 126V125H128ZM128 126H124V128L123 127H121V129L123 128V130H124V132H125V130L126 129H128V131H131L132 129H130L129 127L131 126V123H130V126L128 127ZM139 126V125H138ZM243 126H244V124H243ZM56 127V126H55ZM80 126H78L77 124L75 125V127H74V133H72L73 134V137L72 138H76V136L78 137L79 135L81 136V132H80V128H79ZM106 128V130L107 131H110V133H111V130H112V128H114L113 126L111 127V126H105ZM99 128V127H98ZM97 128V129H98ZM102 128H104V127H102ZM151 128V127H150ZM165 129L166 128V136L165 135H163V134H159L158 132L160 131V129ZM235 128V127H234ZM240 128V127H239ZM242 128V127H241ZM240 128V130L242 131V129ZM246 128V127H245ZM96 129V130H97ZM130 129V130H129ZM244 129V128H243ZM247 129V128H246ZM246 129H244V131L246 130ZM103 130V129H102ZM233 130V129H232ZM232 130H231V132H232ZM236 130V129H235ZM98 131V130H97ZM100 131V130H99ZM106 131V132H107ZM139 131V130H138ZM142 131V130H141ZM165 131V130H164ZM229 131V130H228ZM121 132H123L122 130H121ZM142 132H144V131H142ZM147 132V131H146ZM236 132H237V130H236ZM240 132V131H239ZM249 132H250V129H249ZM110 133H108L107 132V135L108 136H112V134H114V133H112L111 135H109ZM126 133H127V131H126ZM126 133H120L121 135L122 134H126ZM131 132H129L127 135L129 136V134H130ZM157 133V134H156ZM210 133V132H209ZM233 133H235V132H233ZM238 133V132H237ZM241 133H243V131L241 132ZM241 133H239V134H241ZM245 134L247 133V131H245L244 132ZM251 133H252V130H251ZM212 134V133H211ZM227 134V133H226ZM131 135H133L134 136V133H131ZM142 135V134H141ZM225 135V134H224ZM247 135V134H246ZM80 136H79V138H80ZM136 136H137V134H136ZM146 136H148V135H146ZM213 136V135H212ZM216 136V135H215ZM232 136V135H231ZM238 136V135H237ZM245 136V135H244ZM244 136L242 135V138L244 139ZM126 137V136H125ZM124 137V138H125ZM226 137V136H225ZM69 138H71V137H69ZM78 138V139H79ZM128 138H130V137H128ZM132 138V137H131ZM138 138H140V137H138ZM141 138H142V136H141ZM144 138V137H143ZM146 138H149V137H146ZM181 138V137H180ZM217 138V137H216ZM220 138V137H219ZM232 138H234V137H231V139ZM237 138V137H236ZM256 138V137H255ZM152 138H150L149 140H151ZM166 139V140H165ZM230 139V138H229ZM230 139V140H231ZM238 139H240V138H238ZM74 140V139H73ZM81 140H82V138H81ZM145 140V139H144ZM246 140V139H245ZM85 141V140H84ZM87 141V140H86ZM215 141V140H214ZM217 141H218V138H217ZM223 141V140H222ZM221 141V142H222ZM224 141H226V139L224 140ZM223 141V142H224ZM229 140H227V142H228ZM233 141V140H232ZM232 141H231V143H232ZM247 141V140H246ZM161 142V143H160ZM176 142V143H177ZM213 142V141H212ZM223 142H222V145H221V143L219 144V145H221V146H223ZM230 142V141H229ZM237 142V141H236ZM236 142L234 143L235 145H236V147H235V145H233V147L234 148H232L233 149V151H232V153H233V155H236V153L238 154L241 150L238 148V146H237V144H236ZM242 142V141H241ZM52 143V142H51ZM143 143V144H144ZM160 143V144H159ZM180 143V142H179ZM182 143V145L184 144L185 145V147H187L186 146V144L187 143H183V142H181ZM193 143V142H192ZM207 143V142H206ZM238 143H240V142H238ZM243 143V142H242ZM247 143H248V141H247ZM84 144H85V142H84ZM86 144H88L87 142H86ZM224 144H225V142H224ZM227 144H229V143H227ZM90 145V144H89ZM180 145V144H179ZM203 145V144H202ZM214 145H216V143L214 144ZM226 145V144H225ZM239 145V144H238ZM245 145V144H244ZM32 146H33V148H34V150H35V148L39 151V153H41V154H46L47 152H50V150H49V142H47V140H45V139H43V140H41V142H40V144L39 145H37L36 144V142H34L33 144H32ZM86 146V145H85ZM88 146V145H87ZM172 146V145H171ZM199 146V145H198ZM227 146V145H226ZM225 146V147H226ZM231 146H232V144H231ZM248 146V145H247ZM91 147V146H90ZM176 147H178V145L176 146ZM193 147V146H192ZM192 147H191V149H192ZM195 147V146H194ZM201 147V146H200ZM203 147V146H202ZM216 147H217V145H216ZM228 147V146H227ZM243 148H244V146H242ZM261 147V146H260ZM89 148V147H88ZM188 148H189V146H188ZM204 148V147H203ZM203 148H199L200 150L201 149H203ZM210 148V147H209ZM246 148V147H245ZM248 148V147H247ZM185 149V148H184ZM198 149V150H199ZM219 149V148H218ZM229 149H230V147L228 148V149H226V150H228V151H223L224 153L226 152V154L225 155H227V152H228V154H229ZM231 149V150H232ZM261 149V148H260ZM88 150V149H87ZM183 150V148L181 149L180 148V151H182ZM194 150V149H193ZM193 150H191L192 152H193ZM217 150V149H216ZM220 150V149H219ZM218 150V151H219ZM230 150V151H231ZM77 151V149H75V151L74 152H76ZM81 151V150H80ZM171 151H172V154H171ZM179 151V150H178ZM179 151V152H180ZM184 151V150H183ZM189 151V150H188ZM213 151V150H212ZM212 151L210 152V153H212ZM248 151V150H247ZM35 152V151H34ZM78 152H79V149H78ZM192 152H188L189 153V155H190V157H191V153ZM195 152H196V150H194V153L193 154H195ZM207 152H208V150H207ZM220 152H222V151H220ZM219 152V153H220ZM222 152V153H223ZM251 152V151H250ZM175 153V152H174ZM199 153H200V151H199ZM213 153H214V151H213ZM223 153V154H224ZM235 153V154H234ZM246 153H248V152H246ZM252 153H253V151H252ZM71 154H73V150L71 151ZM71 154H67V157H70L71 156ZM184 154V153H183ZM183 154H182V156H183ZM186 154V153H185ZM193 154H192V156H193ZM204 154V153H203ZM221 154V153H220ZM144 155H145V153H144ZM143 155V156H144ZM145 155V156H146ZM177 155V154H176ZM189 155H188V157H189ZM198 155V154H197ZM201 155V154H200ZM199 155V156H200ZM211 155V154H210ZM213 155H216V153L215 154H213ZM218 155V154H217ZM230 155H231V153H230ZM252 155H254V154H252ZM142 156V157H143ZM178 156H179V153H178ZM219 156V155H218ZM229 155H227V157H225L226 159L227 158H229L228 157ZM239 156H241V158H242V155H239ZM245 156V155H244ZM243 156V157H244ZM66 157V159H68ZM201 157V156H200ZM209 157V158H210ZM217 157V156H216ZM234 157H238V155L237 156H234ZM31 158H33V156L31 157ZM144 158V159H145ZM235 158V159H236ZM239 158V157H238ZM241 158L239 159V163H240V160H241ZM61 159V158H60ZM64 159V158H63ZM179 159V158H178ZM177 159V160H178ZM180 159H181V155H180ZM179 159V160H180ZM187 159V158H186ZM220 159H221V157H220ZM69 160V159H68ZM136 160V159H135ZM178 160V161H179ZM225 160V159H224ZM229 160V159H228ZM30 161V160H29ZM32 161V160H31ZM58 161V160H57ZM184 161H186V160H184ZM189 161V162H190ZM195 161V162H196ZM237 162H238V160H236ZM247 161V163L249 164V165H251V163H250V161H251V159L249 160V162H248V160H246ZM65 162V161H64ZM137 162V161H136ZM139 162V161H138ZM221 161L219 160V163H220ZM236 162V163H237ZM251 162H253V160L251 161ZM261 162V161H260ZM259 162V163H260ZM31 163V162H30ZM141 163V162H140ZM182 163H183V159H182ZM218 163V164H219ZM222 163L224 164V162L222 161ZM221 163V167H223V164ZM232 163V162H231ZM246 163V164H247ZM262 163V162H261ZM264 163V162H263ZM26 164H28V163H26ZM142 164V163H141ZM180 164V163H179ZM235 164V163H234ZM247 164V165H248ZM32 165V164H31ZM227 165V164H226ZM244 166H245V164H243ZM172 166V167H171ZM215 166H216V168H215ZM241 166V165H240ZM252 166V165H251ZM264 166V165H263ZM30 167H32V166H29V168ZM246 167V166H245ZM250 167V166H249ZM19 168V167H18ZM102 168V167H101ZM242 168H243V166H242ZM246 168H248V167H246ZM253 168V167H252ZM252 168H249L248 169V174L249 175H251L250 173H252L253 172V170H252ZM261 168V167H260ZM104 168H102V170H103ZM218 169H219V167H218ZM239 169V168H238ZM238 169H237V172H238ZM13 172H6V171H4V170H2L1 168H0V190L1 189H6V190H8L9 191V188H11L12 187V189H10V190H14L15 189V187L16 186H21L23 183H26V182H36V181H38L39 179H41V177H38L37 179H36V174H34L33 172H22V171H18V170H16L15 168H12L11 169ZM105 170V169H104ZM128 170H129V168H128ZM217 170V169H216ZM227 169H225V171H226ZM239 170H241V168L239 169ZM243 170H245V172H246V169H243ZM10 171V170H9ZM29 171V170H28ZM33 171H35V170H33ZM229 170H227V172H228ZM126 172V174H127V171H125ZM132 172V171H131ZM133 172H134V170H133ZM187 172H189L188 174H187ZM231 172V171H230ZM245 172H244V175H245ZM142 173H144V171L142 172ZM239 173H241L240 171H239ZM260 173V172H259ZM134 174V173H133ZM136 174V173H135ZM255 174H256V171H255ZM129 175V174H128ZM136 175H138V174H136ZM135 175V176H136ZM145 175V174H144ZM226 175V174H225ZM254 175V174H253ZM135 176H134V178H135ZM240 176H242L243 177V175H240ZM247 176V175H246ZM110 178H112L113 177V175H111V176H109ZM115 177V176H114ZM225 177V176H224ZM232 177V176H231ZM258 177V176H257ZM134 178H129V182H130V180L132 179V181H131V183L133 182V183H137L136 181L134 182L133 181V179ZM136 178H137V176H136ZM221 178V177H220ZM219 178V179H220ZM254 178V177H253ZM252 178V179H253ZM70 179H72V178H69V175L65 178V179H63V181L61 182V184L59 183L58 184V186H55V185H52V196L53 197H55V198H58L59 200H60V202L61 203H65V204H67L66 202H69V200H71V201H74V202H76V203H80V201L82 200L80 197L82 196V197H84V198H86L88 195H90L89 193H90V191H91V188L89 187V186H85V187H83V185H80V189H79V187H78V190L76 189V186L74 187L73 185V183H71L70 182ZM211 178H209L208 180H212ZM217 179V178H216ZM219 179H217V180H219ZM230 179V178H229ZM240 179H241V177L238 179L237 178V180L238 181H240ZM243 179V178H242ZM255 179V178H254ZM121 180H123V179H121ZM217 180H216V182H217ZM227 180V179H226ZM231 181H232V179H230ZM247 180V179H246ZM47 181L48 180H46V184H47ZM115 181L117 182L118 180H116V178L115 179H113V186L115 187L116 186V188H114V189H111V191L112 190H118V191H120V192H123V190H121V188H122V186H119V185H117L118 183H115ZM125 181H128V180H125ZM215 180H213L212 182H214ZM235 180L233 179V182H234ZM44 182V181H43ZM192 182H191V184L190 185H192ZM205 182H208V181H204V185H205ZM222 182V181H221ZM241 182V181H240ZM247 182H248V180H247ZM258 182H260V181H257V185L259 184H261V183H258ZM262 182H264V181H262ZM133 183H132V185H133ZM226 183V182H225ZM235 183H236V181H235ZM234 183V184H235ZM238 183V182H237ZM242 183V182H241ZM240 183V184H241ZM99 184V183H98ZM128 184V183H127ZM138 184V183H137ZM177 184H176V186H177ZM212 184V183H211ZM215 184V182L212 184V185H214ZM224 184V183H223ZM229 183H227V185H228ZM251 184V183H250ZM131 185V184H130ZM131 185V186H132ZM135 185V184H134ZM189 185V186H190ZM216 185H217V183H216ZM215 185V186H216ZM237 185V184H236ZM236 185H234V187H233V185H232V187L230 188L229 187V189L226 191V189H223V187L221 186V191H220V189L218 190V192L220 191V192H222V191H224L225 190V193L227 194V195H229L230 196V202L228 203L227 201H226V205H224V206H222V204H224V202H222V204H220L221 206H216L217 204L219 205V202L217 203V204H215V206H213L212 204H209V202H212L211 200H213L214 198H215V200H217L216 199V196H214L213 197V199L212 198H210V197H207L206 195H204V196H206L207 198H210L209 200V202H208V199L207 198H200L199 200L200 201H197L198 199V197H196V200L195 201H186V207L184 208L183 207V204H185V203H183L182 205H181V207H180V209L181 208H184L182 211L180 210V212L178 213V214H171L172 212H174V211H172L171 213H168V214H165L164 213V210H161V211H159L158 210V207H154L153 205H152V203H151V201L152 200H149L150 201V205H149V202H147L148 200H146V202L148 203V205H149V208H152L153 207V210H154V208H155V210H157L158 212H156L155 210V212L153 211L152 212V209H151V212L153 213L152 214V216H154L155 214H157L158 213V218H157V224H158V226L160 227V229H162V231H163V233L165 234V236H166V238L165 239H168L169 240V245H170V247L172 248V249H174L176 252H178V253H180V255L182 256V259H183V261H184V263L185 264H242V261H241V255H238L236 252H238V247L237 248H235L234 249V251H231V249L233 250V248L235 247L234 245H235V243H237V235L239 234H241V238H242V236L243 235H245V234H249V232H251V231H253L254 230V233L256 234V232H255V230H259V231H261V230H263L264 228V224L262 223V225H261V223H259V219L257 220V219H254L253 218V215L255 214V213H259V212H256V211H258V210H256L255 212H254V214L252 215V217H250L251 215H250V212H248L249 211V209L247 208V210L248 211H244L243 212V215H244V217H246V220H244V219H242V217H241V219H242V221L240 220V221H238V219H237V217L234 219L235 221H237V223L238 224H240L239 226L237 225V227H232V229L234 230L233 232L234 233H232L230 230V228L229 227H227L225 224L227 223V219H226V221H225V219L224 220H221L220 218H218V217H221V216H223V215H227V214H223V215H221L220 213H223V211L224 210H228V209H230V210H232L233 211V209H234V207H235V203L237 202V201H239V200H242V199H244V196L243 197H241V195H240V187H238V186H236ZM256 185V186H257ZM13 186H14V188H13ZM19 186V187H20ZM24 186V185H23ZM79 186V185H78ZM95 186H98V185H95ZM146 186H145V190H146V192H147V195H146V197H147V199H148V192L150 191H147V189H146ZM179 186V185H178ZM183 186V185H182ZM184 186H185V184H184ZM187 186L188 185H186L185 187L187 188ZM194 186V185H193ZM209 186H210V183H209V185H208V183H207V186H205V187H208V189H209ZM231 186V185H230ZM261 186V185H260ZM263 186V185H262ZM18 187V188H19ZM121 187V188H120ZM125 187V186H124ZM184 187V188H185ZM196 187V186H195ZM200 187V186H199ZM199 187H196V189H198ZM205 187H203V190L204 191H206V189H205ZM241 187H242V184H241ZM246 187V186H245ZM17 188V187H16ZM98 188H99V186H98ZM134 188V187H133ZM182 188L181 186L180 187H178V190L180 191V189ZM189 188V187H188ZM191 188V187H190ZM193 188V187H192ZM192 188L191 189H189V191L190 190H192ZM213 188H214V186H213ZM224 188H225V186H224ZM258 188H260V187H258ZM263 188V187H262ZM261 188V189H262ZM61 189V190H60ZM123 189V188H122ZM131 189H132V187H131ZM195 188H193V190H194ZM211 189V188H210ZM60 190V191H59ZM135 190V189H134ZM199 190H200V188H199ZM198 190V191H199ZM202 190V189H201ZM3 191V190H2ZM93 191V190H92ZM98 191H101V190H98ZM97 191V192H98ZM111 191H109V193H111ZM126 191V189L124 190V193H126L125 192ZM178 191V193L179 194H183V191H184V189L181 191V193ZM186 191V190H185ZM198 191L196 190V192L198 193ZM255 191V190H254ZM259 191V190H258ZM134 192V191H133ZM217 191H215V193H216ZM242 192H243V190H242ZM241 192V193H242ZM245 192V191H244ZM256 192V191H255ZM254 192V193H255ZM264 193V190L262 189V191L260 190L259 191V193ZM100 193V192H99ZM98 193V194H99ZM117 193V192H116ZM176 193V192H175ZM187 193V195H188V192H185V194ZM214 193V192H213ZM223 193V192H222ZM258 193V194H259ZM260 193V194H261ZM107 194V193H106ZM123 194V193H122ZM151 194V195H150ZM149 195H150V197L151 198H153L152 197V195H155V194H152V193H150ZM158 194H159V192H158ZM164 194V193H163ZM162 194V195H163ZM168 194V193H167ZM167 194H164V196L165 195H167ZM174 194V193H173ZM190 195L192 194L191 193V191H190V193H189ZM224 194V193H223ZM6 195V194H5ZM109 195H111V194H109ZM108 195V196H109ZM155 195V196H156ZM160 195V194H159ZM171 195H172V193H171ZM176 195H178V194H176ZM213 195V194H212ZM212 195H211V197H212ZM95 196H96V194H95ZM104 196H106L107 197V195H104ZM104 196L102 197H99L100 199L101 198H104ZM119 196V195H118ZM127 196V195H126ZM163 196V197H164ZM168 196V195H167ZM189 196V195H188ZM188 196H187V198H188ZM210 196V195H209ZM259 196H261V195H259ZM3 198H5L4 196H2ZM91 197H93V196H91ZM111 197H112V195H111ZM158 197V196H157ZM169 197V196H168ZM171 197V196H170ZM170 197L168 198V199H170ZM175 197V196H174ZM180 197V196H179ZM262 197V196H261ZM263 197H264V195H263ZM2 198V199H3ZM9 198H10V196H9ZM11 198H13V197H11ZM94 198V197H93ZM98 197H96V199H97ZM98 198V199H99ZM150 198V199H151ZM160 198V197H159ZM172 198H173V196H172ZM186 198V199H187ZM242 198V199H241ZM260 198V197H259ZM95 198H94V200H96ZM115 199H116V197H115ZM114 199V200H115ZM163 199V198H162ZM165 199H167V197L165 198ZM165 199H163V200H159L158 199V202H165ZM183 199H184V197H183ZM195 199V198H194ZM201 199H203V200H201ZM223 200L222 201H224V198H222ZM261 199V198H260ZM10 200V199H9ZM68 200V201H67ZM94 200L93 199H91V201H88V205H90L91 203L93 204V202H94ZM109 200H110V198H109ZM114 200H112V198H111V201H114ZM119 200H120V197H119ZM155 200H156V198H155ZM177 200V199H176ZM192 200V199H191ZM226 200H228L227 198H226ZM4 201V200H3ZM7 201V200H6ZM100 201V200H99ZM105 201V200H104ZM103 200L102 201H100V202H104ZM116 202H111V203H113V205L114 204H116L117 203V200H115ZM157 201V200H156ZM229 201V200H228ZM243 201V200H242ZM152 202H154V200L152 201ZM167 202H169V204H171L172 202H173V199L171 200V203H170V201L168 200ZM175 202H177L178 203V201H174L173 203H175ZM181 202V201H180ZM188 202V203H187ZM241 202V201H240ZM263 202H264V200H263ZM1 203V202H0ZM5 203V202H4ZM9 203V202H8ZM7 203V204H8ZM99 203V202H98ZM106 203V202H105ZM104 203V204H105ZM110 203V202H109ZM108 203V204H109ZM119 203V202H118ZM117 203V204H118ZM155 203V202H154ZM153 203V204H154ZM173 203H172V206H173ZM221 203V202H220ZM245 203H246V201H245ZM244 203V204H245ZM2 204V203H1ZM40 204H42L41 202H40ZM83 204H85V203H83ZM158 204H160V203H158ZM169 204H166V205H168V207H169ZM181 204V203H180ZM241 204V203H240ZM257 204H259V203H257ZM45 205V204H44ZM52 205H54V204H52ZM64 205V204H63ZM68 205V204H67ZM109 205H111V204H109ZM147 205V206H148ZM154 205H156V204H154ZM163 205V204H162ZM164 205H165V203H164ZM163 205V206H164ZM177 205V204H176ZM239 205V204H238ZM246 205V204H245ZM245 205H244V210H246V207H245ZM247 205H248V203H247ZM1 206V205H0ZM3 206H4V208H5V206L6 205H4L3 204ZM43 206V205H42ZM86 206V205H85ZM94 206V205H93ZM98 206V205H97ZM108 206V205H107ZM115 206V205H114ZM158 206H160L161 207V204L160 205H158ZM171 205H170V208L172 207ZM177 206H179V205H177ZM263 206V205H262ZM99 207V206H98ZM174 207V206H173ZM237 207H239V206H237ZM10 208H12V207H10ZM9 208V211L10 212H12L11 211V209ZM100 208H102V205L100 206ZM107 209H108V207H106ZM119 208V207H118ZM130 208V207H129ZM133 208V207H132ZM135 208H137V207H135ZM134 208V209H135ZM164 208V207H163ZM262 208V207H261ZM3 209V208H2ZM41 209V208H40ZM52 209V208H51ZM97 209V208H96ZM169 209V208H168ZM177 209H178V207H177ZM176 209V210H177ZM242 209V208H241ZM4 210V209H3ZM12 210H13V208H12ZM46 210V209H45ZM44 210V211H45ZM110 211H111V209H109ZM113 210V209H112ZM118 210V209H117ZM117 210L115 209V211L117 212ZM127 210H128V207H127ZM133 210V209H132ZM135 210H137V209H135ZM135 210H134V212H135ZM149 210V209H148ZM237 210H238V208H237ZM103 211H104V207H103ZM120 210H118V212H119ZM179 211V210H178ZM226 211H225V213H226ZM47 212H49V210L47 211ZM52 212V211H51ZM71 212V211H70ZM95 212V211H94ZM107 212V211H106ZM106 212L105 213H103L102 212V214L103 215H105L106 214ZM114 212V211H113ZM121 212V211H120ZM124 212H125V214H126V212H128V211H123L121 214H122V218H121V216L118 218V220L117 221H115V219H114V221L115 222H120V223H118L119 225H118V227L116 228V229H114V231H116V234H115V238H116V240H115V242L113 243V244H109V240H105V239H102L100 242L98 241L99 239L97 238V236H96V234H94L93 233V235H95V236H89V234L87 235V233H81V234H79V232L77 233V230L78 231H82L83 232V230H80V228L79 227H77L78 229L76 230V233L75 232H73V233H75L74 235H73V237L71 238H69V237H67V236H69V234L66 236V234L64 235L65 236V238L67 239V242H66V244L64 243V240L63 239H65V238H63V239H61V237H60V240L62 241L61 243H64L63 244V249H64V247H66L65 248V250H62V251H65V252H62V254H57V253H59V252H57V253H50V254H54V255H58V257H54V256H51L50 254V258L48 259V261L46 260L45 262H41L40 261V259H41V257H40V259H39V261L37 260V258H36V260L37 261H35V260H31V261H28L27 262V260H26V263H28V264H98V263H100V260H101V258H103V256L105 255V250L106 249H108V248H110V247H112L113 245H116V244H119V243H121V245H122V243H124V241L128 238V236H131V235H133V234H135L136 235V237H138L137 238V240H140L139 238H141V241H144V242H141L140 243V245H139V242H138V245L140 246H136L137 244H135V246L137 247V249H136V247H135V249H134V251L135 252H133L132 251V249H131V251H132V253H130V251H129V249H127L128 250V252H126V250H123V253L122 254H119V252L120 251H116L115 249V253H114V250L112 249L110 252H109V256H108V258L109 259H111V260H113V258H114V263L113 264H115V261L117 260V264H171L172 263V261H169V258H170V260H172V258H171V255L169 256L168 255V249L164 246V245H162V247L164 246L165 247V249L164 248H162L159 244L162 242V241H160V243L158 244L157 242L158 241H156L155 239H154V234H153V236L151 237V234H150V238H149V236H148V238L149 239H151L150 241H149V244L146 242V240H147V238H146V240L144 239V240H142V237H143V235L141 236V233L143 232H141L140 230H143L142 228H143V224H142V219L140 218V216L139 217H136V216H134V215H126L125 217H123L125 214H124ZM131 212V211H130ZM176 212V211H175ZM191 212V213H190ZM239 212H241V210L239 211ZM253 212V211H252ZM251 212V213H252ZM13 213V212H12ZM96 213V212H95ZM115 213V212H114ZM133 212H131V214H132ZM136 213V212H135ZM148 213V212H147ZM165 214V215H162V214ZM228 213V212H227ZM6 214H8L9 215V213H8V210H7V212H4V215H6ZM45 214V213H44ZM49 213H47L46 215H48ZM101 213H100V216L102 215ZM110 214V212H108V215ZM111 214H113V213H111ZM110 214V215H111ZM121 214H119V215H121ZM149 214V213H148ZM191 214V215H190ZM229 214H231L232 215V212H230ZM228 214V215H229ZM98 215V214H97ZM107 215V214H106ZM116 215H117V213H116ZM185 215H188L189 217H188V219L183 223L182 222V219H180L181 217H183V216H185ZM220 215V216H219ZM228 215L226 216V218L228 217ZM230 215V216H231ZM1 216V215H0ZM7 216V215H6ZM10 218H14V216H12L11 215V213H10ZM12 216V217H11ZM67 216H69L68 214H67ZM113 216V215H112ZM114 216H115V214H114ZM113 216V217H114ZM218 216V217H217ZM256 216V215H255ZM48 217V216H47ZM70 217V216H69ZM101 217H103V220H104V218H105V216H101ZM101 217H99L100 219H101ZM107 217H109V216H107ZM151 217V216H150ZM203 217H205V218H207V219H209V221H211V220H213V223H212V221L211 222H209V221H207L206 219H204ZM250 217V218H249ZM260 217V216H259ZM5 218V217H4ZM49 218V217H48ZM57 218V217H56ZM59 218V217H58ZM57 218V219H58ZM95 218H97L96 216H95ZM112 218V217H111ZM155 218V217H154ZM185 218V217H184ZM200 219L201 220V218H203L202 219V221H199V220H197V219ZM216 218H217V220H216ZM223 218H225L224 216H223ZM229 219H230V217H228ZM240 218V217H239ZM6 219H7V217H6ZM8 219H9V217H8ZM7 219V220H8ZM56 219V220H57ZM61 219V218H60ZM88 219H92V217H88ZM87 219V220H88ZM107 219V218H106ZM106 219L104 220V221H106ZM113 219V218H112ZM2 220L3 221H5V219H3L2 218ZM12 220V219H11ZM49 220V219H48ZM87 220H86V224L88 223L87 222ZM179 220H180V222H182V224H180L177 228H176V231L177 232H180L179 233V235L180 234H184V233H192V231H193V234H194V232H196V235H198V237L195 235V236H193V234L192 235H190L189 236V238L188 239H186V236L187 235H185L184 234V236L182 235V237H185V240H186V242H182V241H179L178 239L176 240L175 238H174V236H176V237H178V234H176V235H174L175 234V232L174 231H171V227H169V226H172L173 224H175V225H178L179 223ZM204 220V221H203ZM216 220V221H215ZM233 220V219H232ZM0 221H1V217H0ZM30 221V223H31V220H29ZM52 221H53V219H52ZM54 221H55V219H54ZM57 221H59V220H57ZM109 221H111V220H109ZM114 221H112V222H114ZM147 221V220H146ZM215 221V222H214ZM230 221H231V219H230ZM229 220H228V222H230ZM234 221V222H235ZM2 222V221H1ZM60 222V221H59ZM58 222V223H59ZM99 222L100 221H96V219H92V220H90V223L88 224L89 225V228H88V230H91V231H93L92 230V228H90L91 226H96L97 224H99ZM102 223H103V221H101ZM107 222H108V220L106 221V226L107 225H109L110 226V228H111V226L112 225H110V224H107ZM154 222V221H153ZM240 222V223H239ZM242 222V223H241ZM29 223V222H28ZM30 223L28 224V225H30ZM84 223V222H83ZM230 223H232V221L230 222ZM228 224V225H231V224ZM236 223V222H235ZM0 224H3V222L2 223H0ZM33 224V223H32ZM55 224V223H54ZM59 224H61L62 225V223H59ZM58 224V225H59ZM85 223L82 225L83 226V229H86V228H84V225H85V227H88L87 225H86ZM113 224H117V223H113ZM147 224H148V222H147ZM56 225V224H55ZM57 225V226H58ZM102 225H104V223L102 224ZM154 225H155V223H154ZM213 226L214 228H213V230H215V228L216 229H218L220 226H222L223 225V229H222V231L219 233L218 232V230H217V232H218V237L217 238H219L220 236H219V234H221L222 232H223V230H224V225L226 226V230L227 231H229V233L231 232V234H224V232H223V234H224V236H223V238L222 237H220V239L219 240H217L216 241V238H213L212 237V239H210V240H213V239H215V241L216 242H218V243H215L216 245H214L215 247L212 249V250H209L208 251V248L209 247H206V249H207V251H205L206 249L205 248H202V249H205L204 251L203 250H201V248L200 247H202V243H204V241H205V238L207 237V236H209V235H207V233H205V235L203 234V232L202 231H205L204 229H205V227H207V226ZM39 226V225H38ZM46 226H48V222H47V225ZM54 226V225H53ZM52 226V227H53ZM62 226H65V224L64 225H62ZM67 226V225H66ZM81 226V227H82ZM99 226H100V224H99ZM108 226V227H109ZM209 226V227H210ZM49 227H51V226H49ZM48 227V228H49ZM61 227V226H60ZM100 227H102V226H100ZM113 227V226H112ZM151 227V226H150ZM154 227H156L157 228V226H154ZM173 227V228H174ZM37 228V227H36ZM35 227H34V229H36ZM43 228V227H42ZM41 228V229H42ZM102 228H104V227H102ZM110 228H108V229H110ZM211 228V227H210ZM228 228L230 229V230H228ZM263 228V229H262ZM18 229V228H17ZM45 229H46V227H45ZM49 229H51V228H49ZM54 229V228H53ZM58 229H60L59 227H58ZM61 229H63V227L61 228ZM60 229V230H61ZM68 229V228H67ZM93 229H94V227H93ZM111 229H113V228H111ZM147 230H148V228H146ZM236 229V230H235ZM26 230H28V229H26ZM29 230H31V235L33 234L32 232H33V229H30L29 228ZM37 230V229H36ZM64 230H65V228H64ZM97 229H95V231H96ZM211 230V229H210ZM226 230H225V233H226ZM13 231V230H12ZM11 231V234L12 233H14L15 231H13L12 232ZM22 231V230H21ZM23 231H24V229H23ZM46 231L48 232V229H46ZM57 231V230H56ZM62 231V230H61ZM61 231H60V235H62L63 236V234H64V232L66 231H63L62 233H61ZM68 231V230H67ZM70 231H72V230H70ZM75 231V230H74ZM85 231H87V229L85 230ZM108 231V230H107ZM150 231V228H149V230H148V232ZM160 231V230H159ZM212 231V230H211ZM216 231V230H215ZM9 232V231H8ZM42 232H43V230H42ZM47 232H45V233H47ZM52 232H53V230H52ZM59 232V231H58ZM99 232H101V231H99ZM110 232V231H109ZM109 232H108V235H107V237L109 236ZM145 232H147L146 230H145ZM152 232V231H151ZM151 232H149V233H151ZM201 232H202V234H203V237H205V238H203V237H201V235H199V233L201 234ZM206 232H207V230H206ZM258 232V231H257ZM7 233V232H6ZM27 233H29L30 234V232H27ZM37 233H39V232H37ZM45 233H43V235L45 234ZM49 233H51V230H50V232ZM49 233H47V235L49 234ZM68 233V232H67ZM88 233H89V231H88ZM92 233V232H91ZM90 233V234H91ZM103 233V232H102ZM107 233V232H106ZM105 233V234H106ZM144 233V232H143ZM198 233V234H197ZM210 233V232H209ZM208 233V234H209ZM264 233V230L262 231V233H259V234H261V237H262V234ZM36 233H35V230H34V235H35ZM70 234H71V232H70ZM148 234V233H147ZM160 234H162L161 233V231H160ZM212 234H213V232H212ZM212 234L210 233V235L212 236ZM258 234V233H257ZM6 235V234H5ZM8 235V234H7ZM10 235V234H9ZM8 235V236H9ZM24 235H26L25 234V232H24ZM34 235H32V236H34ZM40 235V234H39ZM38 235V236H39ZM52 235V234H51ZM145 235H146V233H145ZM149 235V234H148ZM163 235V234H162ZM207 235V236H206ZM215 235V234H214ZM238 235V236H239ZM252 235V234H251ZM10 236H12V235H10ZM27 236V235H26ZM26 236H24V237H26ZM30 236V235H29ZM28 236V237H29ZM127 236V237H126ZM147 236V235H146ZM145 236V237H146ZM157 236V235H156ZM155 236V237H156ZM159 236V235H158ZM199 236L201 237V238H203L204 239V241H202L201 242V245H199L198 246V244H197V241L198 242H200L199 240ZM221 236H222V234H221ZM250 236V235H249ZM248 236V237H249ZM22 237V236H21ZM36 237H37V234H36ZM41 237V236H40ZM44 237V236H43ZM45 237H46V234H45ZM45 237H44V239H45ZM48 243H49V239H50V234L48 235ZM51 237H53V236H51ZM58 237V238H59ZM180 237H181V235H180ZM216 237V236H215ZM246 237V236H245ZM263 237H264V235H263ZM34 239H37V238H35V237H33ZM31 239V241L32 240H34V239ZM56 238V237H55ZM97 238V239H96ZM115 238H113V241H114V239ZM195 238L197 239V241L195 240ZM239 238V237H238ZM29 239H30V237H29ZM40 239H42V238H40ZM44 239H42L43 240V243H44ZM57 239V238H56ZM136 239V238H135ZM157 239V238H156ZM159 239V238H158ZM199 239V240H198ZM203 239H201V240H203ZM209 239H207V242L206 243H204L205 245L208 243V240ZM243 239V238H242ZM242 239L240 240V241H242ZM246 239V238H245ZM248 239V238H247ZM250 239H251V237H250ZM254 239V238H253ZM252 239V240H253ZM264 239V238H263ZM262 239V240H263ZM15 240V239H14ZM13 240V241H14ZM19 240H20V238H19ZM18 240V241H19ZM23 240H24V238H23ZM26 240V239H25ZM25 240H24V242H25ZM38 240H39V238H38ZM46 240V239H45ZM51 240V239H50ZM105 240V241H104ZM112 240V239H111ZM129 239H127L125 242V249H126V246H127V241H128ZM160 240V239H159ZM162 240V239H161ZM167 240V241H168ZM182 240V239H181ZM251 240V241H252ZM51 241H53L54 242V240H51ZM103 241H104V243H103ZM239 241V240H238ZM247 241H250L249 239L247 240ZM247 241H245L244 240V242H246V247H247V244L250 246V248H252L253 246H251ZM15 242H17V241H15ZM20 242H21V240H20ZM23 242V241H22ZM21 242V243H22ZM41 242V241H40ZM146 242V243H145ZM211 241H209V243H210ZM261 242V241H260ZM260 242H259V244H260ZM262 242H264V241H262ZM28 243H30V241L28 242ZM60 243V242H59ZM129 243H131V240H130V242ZM142 243H145V245L147 244V245H149V246H145V248H142L141 247V244ZM212 243H214V240H213V242ZM243 243V242H242ZM242 243H241V245H242ZM252 243V242H251ZM13 244H14V242H13ZM31 244V243H30ZM41 244L42 243H40V244H38V245H40L41 246ZM47 244V243H46ZM51 244V243H50ZM55 244H56V242H55ZM54 243L52 244V245H50L49 246V248L51 247V248H53V245H55ZM107 244H109V246H105V245H107ZM200 244V243H199ZM203 244V245H204ZM20 245V244H19ZM25 245H27V246H30V245H28L27 243L25 244ZM24 245V246H25ZM34 244H32V246H33ZM57 245V244H56ZM65 245V246H64ZM130 245V244H129ZM144 245V244H143ZM151 245V246H150ZM241 245H240V247H241ZM245 245V244H244ZM253 245H254V243H253ZM36 246V245H35ZM123 246H124V244H123ZM186 246H188V247H186ZM16 247V246H15ZM14 247V248H15ZM34 247V246H33ZM48 247V246H47ZM59 247H62L61 246V244L59 245ZM133 246H130L129 248H132ZM186 247V249H187V251H186V249H185V251L184 250H182V249H184ZM205 247V246H204ZM231 247V249H230V252H227L226 253V251H225V249H229ZM245 247V246H244ZM246 247H245V249H244V251L245 252H243L244 253V255H245V253L247 252L246 251ZM5 248V247H4ZM12 248H13V245H12ZM27 248H29V247H27ZM36 248H38V247H35V249ZM45 248V247H44ZM43 248V249H44ZM49 248H47V250L49 249ZM58 248V247H57ZM67 248H68V250H67ZM242 248V247H241ZM249 248V249H250ZM261 248V247H260ZM31 249V248H30ZM29 249V250H30ZM35 249H33V250H35ZM40 249V248H39ZM38 249V250H39ZM117 249V248H116ZM123 249V248H122ZM166 249H167V251H166ZM5 250H6V248H5ZM32 250V249H31ZM37 250V251H38ZM41 250H42V248H41ZM59 250H61V249H59ZM119 250V249H118ZM243 250V249H242ZM241 250V251H242ZM13 251V250H12ZM37 251H32L31 253L33 254H31L32 255V257L33 256H36L37 257V255H39V254H36L37 253ZM46 251V250H45ZM51 251V250H50ZM53 251V250H52ZM170 251V250H169ZM236 251V252H235ZM238 252V253H242V252ZM255 251V250H254ZM253 251V252H254ZM257 251V250H256ZM262 251V250H261ZM9 252V251H8ZM39 252V251H38ZM43 252H44V250H43ZM42 252V255H44L45 253H43ZM49 252V251H48ZM125 252V253H124ZM138 252V253H137ZM218 252H221V254L220 253H218ZM223 252V253H222ZM235 252V253H234ZM4 253V252H3ZM169 253H171V252H169ZM250 253V252H249ZM248 253V254H249ZM257 254H258V252H256ZM261 253V252H260ZM29 254V253H28ZM28 254H27V256H28ZM36 254V255H35ZM46 254H48V253H46ZM247 254V256L249 257V255ZM250 254H253V253H250ZM255 254V253H254ZM253 254V255H254ZM31 255H29V257L31 256ZM41 254H40V256H42ZM179 255V256H180ZM244 255H242V257L244 256ZM259 255V254H258ZM262 255H264V253L262 254ZM18 256V255H17ZM16 256V257H17ZM26 256V257H27ZM173 256V255H172ZM178 256V255H177ZM177 256H176V258H177ZM246 256V257H247ZM25 257V256H24ZM49 257V256H48ZM81 258V260H82V262H81V260H80V258ZM107 257V256H106ZM118 257V258H117ZM246 257H245V262L247 261V259H246ZM253 257V256H252ZM252 257H249L250 258V260H252L251 258ZM3 258V257H2ZM15 258V257H14ZM17 258H20V257H17ZM16 258V259H17ZM23 258V257H22ZM31 258V257H30ZM47 258V257H46ZM77 258H79L78 260H77ZM117 258V259H116ZM248 258V259H249ZM24 259V258H23ZM27 259V258H26ZM32 259H35L34 257L32 258ZM45 259V257H43V260ZM108 259V260H109ZM116 259V260H115ZM181 259V258H180ZM243 259V258H242ZM259 259V258H258ZM260 259H261V257H260ZM6 260V259H5ZM4 260V261H5ZM21 261H22V259H20ZM30 260V259H29ZM244 260V259H243ZM262 260V259H261ZM14 261H16V260H13V262L12 263H14L15 264V262ZM17 261L19 262V260L17 259ZM25 261V259L23 260V262ZM102 261H105V262H107L105 259L104 260H102ZM110 261V260H109ZM174 261H175V259H174ZM263 261H264V258H263V260L261 261L262 263L261 264H263ZM1 262H3V260H1ZM0 262V263H1ZM18 262H16V263H18ZM48 262H50V263H48ZM245 262H244V264H245ZM249 262H251V261H248L247 262V264L249 263ZM256 262V261H255ZM260 262V261H259ZM25 263V264H26ZM19 264H21V262L19 263ZM22 264H24V263H22ZM103 264V263H102ZM105 264V263H104ZM107 264H109V262H107ZM110 264H111V262H110ZM175 264V263H174ZM250 264V263H249ZM253 264V263H252Z\"/></svg>",
  "mask_w": 264,
  "mask_h": 264
},
{
  "label": "built area",
  "instance_id": "2783aa9c",
  "mask_svg": "<svg viewBox=\"0 0 264 264\" xmlns=\"http://www.w3.org/2000/svg\"><path fill=\"white\" fill-rule=\"evenodd\" d=\"M79 44L75 26L49 0H0V58L20 51L56 58ZM32 144L23 128L0 129V168L31 157Z\"/></svg>",
  "mask_w": 264,
  "mask_h": 264
}]
</instances>
